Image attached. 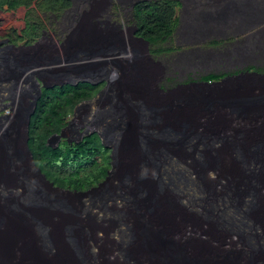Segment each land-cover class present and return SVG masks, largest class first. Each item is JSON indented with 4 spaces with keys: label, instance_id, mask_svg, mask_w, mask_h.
Here are the masks:
<instances>
[{
    "label": "rangeland",
    "instance_id": "374dc122",
    "mask_svg": "<svg viewBox=\"0 0 264 264\" xmlns=\"http://www.w3.org/2000/svg\"><path fill=\"white\" fill-rule=\"evenodd\" d=\"M71 1V7L63 11L57 18L41 15L45 29L40 39L34 44L26 46L22 44L14 45L6 37L10 28L20 31L24 27L26 9L19 7L13 11L0 10V55L1 58L8 59L7 62L9 63V66L3 69L0 67V75L3 74V77H7L2 81V76H0V82H3L8 89L13 88L14 93L18 92V88L13 86L15 83L13 76L16 75V63L18 62L22 64L25 62L33 63L32 65H35L41 71H46L48 76H45L44 80L50 87H43L45 89H53L54 86H58V90L67 89L68 85H76L75 83L80 79H87L98 85L110 80L114 92L112 96L104 95L105 98L103 97L101 102L93 104L91 107L87 104L80 105L84 101L78 104L75 110L73 109L75 115L72 121L66 127L63 126L64 130L63 127L60 128L61 131L63 130L60 131L61 133L58 132L60 134H56L57 132L52 133L46 139V142H50L49 145L55 148L58 144L80 143L88 139L96 141V134L98 135V133L94 131L96 129L100 130L103 125L112 124L116 120L120 125H123L121 143L116 151L117 154H114V159H112V151L108 153L112 159L110 163L111 165L113 163L114 167L109 171L107 178L97 186V189H90L86 194H80L55 188L43 179L30 161L25 138L28 118L34 106L32 96L36 95V91L29 84L18 80L23 82L21 84L26 86L28 91V95L21 94L16 98L21 100L19 106L13 105L9 99L0 102V108L4 104L1 111L5 110V105L9 106V111L11 110L10 114L0 113V116L9 115L10 119H13L8 127H3V130L0 129V264H57L48 260L49 255L52 256L51 252L55 250L53 246L49 245H51L55 232L63 230L64 225L54 223L52 225L49 222L44 225L46 217H49L50 214L42 212L45 218L40 217L41 220H37V218L29 215L30 212L28 213L29 208L33 206L36 211L37 209L48 210V212L50 210L51 213L52 209L65 212H72L76 209L75 211L78 214L81 210H89L88 214H91L90 221H93L92 223L96 222L97 225H103L108 230L112 227L117 229L118 224L123 227L126 222L124 217L125 205L136 206L135 203L141 201L139 200L141 195L139 192L128 194L126 191H121L125 200L119 201V204L115 207L110 205L115 195L120 194L119 189L130 184L131 175L128 174L130 168L127 165L122 166L120 164L121 156L125 159L131 158L132 155L136 157L138 152L130 144H135L147 155L152 152L151 149L160 145L159 139L153 137V132L159 133L162 129H171V131L176 132L173 127L165 122L154 125L152 122L153 114L163 118V115L172 112V117L170 116L169 119L174 123V115L178 111L177 109H180L179 107L186 109L188 103H194L195 106H198L199 111L201 110L205 114H209L208 110L217 107L216 110H220L222 115L229 119L231 116H236V114L241 116L239 111L233 110V102L245 98V95H240V92L250 90V96H252L257 94L254 92H258V89L264 90V79L258 74H254L261 73L264 75V36L260 38L261 47L238 49V51L234 50L233 46H241L242 43L237 42L235 39H240L246 34L236 35V38L233 37L232 40H222L223 42L221 41L213 50V47L202 45L203 50L201 51L204 53L191 49L192 47L181 45L176 34L165 42L150 44L135 39L132 4L138 0ZM105 2H108L105 6L107 11L102 18L93 16L92 14L98 12V8L103 7ZM261 6V8H264V5ZM261 26L264 27V24ZM8 46L9 48H6ZM28 46L34 47L31 49L26 48ZM170 47L173 50L159 54L155 52L156 49ZM213 51L216 53L220 51L221 54L213 55L211 54ZM13 62L15 66L12 65ZM79 69L81 71H79L80 75L78 74V76L74 72ZM102 69L107 70V72H102ZM93 71L97 72V75ZM208 73H226L227 75L221 80L215 81H222L221 84L199 79ZM54 75L59 76L53 77ZM73 75L77 77H73ZM39 82L43 84L40 79ZM56 91L57 89L52 90V92ZM8 93L9 91H6V94ZM16 95L18 94L16 93ZM7 100L9 103H7ZM79 105L80 107H78ZM140 106L145 107L149 114L146 123L142 116L146 111L145 109L141 110ZM94 110L96 112H92ZM92 114L95 116L92 117ZM258 116L259 114L255 113L249 118L253 120ZM213 117L211 121L213 125L210 124L209 128L208 121H205L203 126L197 127L194 135H200V139H197L194 144L190 141L193 135L183 133L181 135L177 132V134L173 133L176 139L165 138L170 141L184 142L195 150L194 160L189 158L187 161L192 164L196 160V164L194 162L193 166L197 170H199L198 165L204 166L207 163L205 156L199 154L198 151L204 139L210 141L211 137L215 136L237 137L240 132H244L241 127L235 128L233 126V129L230 128L231 133L228 134L227 131L224 133L222 131V128H224L223 121L218 122V118ZM10 119L7 118L5 121ZM190 121L187 122L190 123ZM241 121L246 126L251 125V121H246L245 118ZM13 122L18 126H14ZM185 122H181L179 125L183 124L184 126L187 124ZM232 123L236 122L233 121ZM54 134L57 136L63 134L66 138L60 140L59 137L53 136ZM99 138L101 139L100 136ZM257 146L264 149V141L259 142ZM129 149L130 152L128 153ZM218 151H221L220 147ZM220 159L221 163H226V166L219 167L220 170L232 168V163L237 162L234 157H225L222 153ZM224 163L223 165H225ZM227 165L230 166L227 167ZM213 178L212 176L210 179ZM199 181L205 186L207 185L206 187L214 185L210 180L205 181L200 178ZM14 186H17L18 190H12ZM203 195L204 193L199 198L203 199ZM189 198L184 201L186 205L188 204L191 208L197 209L198 204L196 202L198 200ZM99 208L110 210L107 214H104L98 211ZM64 216L62 215L61 222L66 219ZM72 218L68 219L78 221L77 218ZM175 220L180 222L178 216ZM199 220L203 224L202 219L198 218L195 221L199 222ZM84 223L82 222V225L76 229L78 233L75 235L76 240L73 242L65 233L66 229L63 231V243H65L66 249L71 250L70 252H73V254L76 252L77 246L86 248L84 245L89 237L86 238L85 229L87 227H83ZM190 228L192 227L190 226ZM29 229L31 232H29ZM50 230H53L51 239L48 232ZM239 231L248 238H251L252 234L255 233L250 230L249 232ZM98 234L97 239H105L101 247L107 241L110 242L112 238H109L110 236L109 239L106 238L107 235L102 232ZM113 238L117 240V238ZM202 238L208 240L206 236H202ZM164 243L168 244L166 240ZM29 244L34 247H29ZM171 247H175V245ZM26 248L35 249L27 253L25 252ZM149 248L151 250L152 247ZM237 248V245L225 246L219 253L225 256L223 260H227L234 255L233 253ZM96 250V252L100 251L97 248ZM239 254L242 253L238 251ZM244 254V260L247 264L248 256L246 253ZM54 255L56 256V254ZM86 258L88 257H79L77 254L76 260L84 264L87 261Z\"/></svg>",
    "mask_w": 264,
    "mask_h": 264
},
{
    "label": "bare ground",
    "instance_id": "6f19581e",
    "mask_svg": "<svg viewBox=\"0 0 264 264\" xmlns=\"http://www.w3.org/2000/svg\"><path fill=\"white\" fill-rule=\"evenodd\" d=\"M220 82L222 81L215 82V84H221ZM240 93V95H248L251 94V91H242ZM261 98H264V92L259 96L255 94L254 96H251L250 99H239L234 101L233 110L237 112L239 111L241 116H237L236 114L237 117L231 116V118H229L230 120L228 117H224L220 110L217 111V107L212 110H208L210 112L209 113L207 111L209 114H205L201 110L199 111L198 106H195L194 103L187 104V107L191 109L186 108V111L184 112L186 115L183 122L186 121V125H188L191 129L189 130L186 128L185 132L184 129L182 132L186 135H193L190 140L193 144L196 143L197 139H200V135L195 136L194 134H196L195 130L197 127L203 126V124L200 123L202 121L200 118L202 117L205 118V121H208V128L210 124L213 125V122H211V116H215L218 118V122L221 120L223 121L224 128H220H222L224 133L227 129H229V127H233V121L240 126L242 125L243 127L241 126V128L244 131L240 132L237 137L233 136L228 138L215 136L211 137L212 139L210 141L204 139L198 151L199 154H203V156H205L207 163L204 166L198 165L199 170L193 166L194 162V164H196V160L192 164L187 161L189 158L194 160L195 150L190 148L188 144L184 142L181 143L179 147V142L171 141L173 145L172 148H170V154L168 157L164 156L163 158V163H167L168 165L164 164L165 166L162 167L153 165L150 162L158 155H162L158 146H155L154 149H151L152 152L146 155L143 153L142 149L138 148L135 144H130L131 147L138 152V154L136 157H133L134 155H132L129 159H125L121 156L120 164L122 166H129L131 172L129 171L128 174H130L131 177L139 174L142 169L147 172V176H144L139 180L133 179L136 182H133L130 179L129 185L119 189L120 192L126 191L128 194L139 192L141 195V198L139 199L141 201H139V203H135L136 206L125 205V220L128 221L129 219V208L140 209L141 207H148L150 209V207H154L152 209H160V211H163L164 213L162 215L161 213L156 214L154 211L149 212L151 218L155 217L156 219L157 216H162L159 218V226L158 223L150 220L146 226L141 228L143 232H141V234L137 237L135 236L136 238H132L128 233L117 234V229L112 226V228L108 230L101 225V230H96L94 223H92L93 221H90L91 219L80 220L77 218L78 221H71L73 219L71 217L72 219L66 218V220L64 218V222H61V218L48 215L49 217H46L45 223L42 219L44 225L47 222L52 225L53 223L57 225H64V229L60 232H55L52 237L51 245L49 246H53L56 251L54 250L51 252L52 256L49 255L48 260L50 262H56L57 264H83L76 260L78 254L79 257H88L85 259L87 261L79 259L80 261H85L84 264H139V260L142 256L141 254L144 253L146 256L145 264H246L244 260V253L247 254L246 247L243 244L235 243L234 240L232 242L229 241L231 238L235 239L237 235L240 234L239 230L245 228L247 231L250 230L258 234V239H256L257 242H254L255 249L251 254V264H264V211L258 207L251 208L250 204L253 205L258 197L248 194L249 191L246 184L238 183L233 185L232 182V176L240 169V165L242 164V167H245L246 165V159L247 156H249L248 148L253 146L258 148L257 144L264 141V106L261 105V102L264 100H261ZM14 103L15 102L12 101V104ZM140 109H145L146 112H144L142 116L144 122H148L146 120L149 115L147 109L145 107H140ZM201 113H203L202 116ZM255 113H258L259 116L250 120L251 118L249 117ZM154 115L155 114L152 115V122L154 125H160L161 122L159 121L168 116V114H165L162 118L158 115ZM244 118L246 121H251V125L246 126L245 123L241 121V119L243 120ZM12 121L13 119L8 122L7 127ZM187 121H190V123ZM246 123L249 124L248 122ZM14 126L17 127L18 125L14 124ZM175 130L176 132L173 130L172 133L177 134V132H180L181 134L180 130ZM163 131L164 129L160 132ZM172 136H174V134H172ZM253 137L257 138L256 142H251V138ZM170 139H175V137H171ZM174 145H176V147H174ZM187 147H189L190 153L187 155L181 154V156H179L180 151ZM219 147L221 148V151H218ZM129 152L130 149L128 150V153ZM221 153L225 157L232 156L239 161L235 162L233 160L234 163H232V168L220 170V166H226V163H221ZM262 153L264 160V149H262ZM172 154L176 156H173ZM169 160L173 161L169 163ZM223 163L225 165H223ZM229 166L227 165V167ZM212 176L214 178L210 179ZM200 178L205 181L210 180L214 185L206 187L207 185L205 186L199 181ZM4 187L7 188L5 185ZM13 189L18 190V187L14 186L12 187V190ZM241 189L243 191H241L242 193L240 192V197L236 196L231 200L232 197L230 196V192H232V195L237 194ZM202 193H204L203 199L199 198ZM188 197H190L189 199L198 200V202H196V204H198V206H196L197 209L191 208L188 204L184 205L183 201L188 200ZM259 198H264V196ZM112 200V203L115 202V205H118L119 201H123V196H117L116 200L115 198ZM166 207L167 209H164ZM34 208V206L29 208V215L37 218V220H41L40 217L45 218L44 213H42L43 210L37 209L36 211ZM241 213V222L239 224V215ZM105 214H107V210L105 211ZM176 216H178L180 222H176ZM235 216L237 218L236 220L231 223L226 222L229 218H233ZM198 218L204 221L203 224H201L200 220L199 222L195 221ZM82 222H85L83 227H87V229H85L86 238H89L88 240L86 239V243L84 241V246H86V248L83 246H77L76 252L73 254V252H70L71 250L69 251L66 249L65 243H63V231L66 229L65 233L73 242L76 240L75 235L78 233L76 229L82 225ZM224 223L228 224L230 228L229 226H226V228L219 227V225ZM40 225H42V223ZM232 225L235 227L234 230L231 228ZM190 226L192 228H190ZM162 228L163 233H161ZM30 229L29 232H31ZM99 232H102L104 235L106 234V238L109 236V238L112 237L110 242L107 241L106 244L104 243L105 245L103 247L101 246L105 239H97ZM148 233L150 238L160 237L164 234L173 239V241L167 242L168 244H165L164 242H154L147 245L144 248V251L143 248L132 251V248L136 245V243L141 241L143 238L145 239ZM202 236H206L208 240H204ZM113 237L117 238V240ZM119 240H122L124 245H128L124 246V249L126 248V254H128L127 256H122V252L119 250V246L121 245ZM133 240H135V242ZM172 245H175V247H171ZM234 245L238 246L237 250L233 253L234 255L230 256L227 260H223L225 256H222L219 252L225 246L230 247ZM110 246L111 248H109ZM149 247H152L151 250ZM96 248L100 249V251L96 252ZM33 249L35 248H26L25 252L29 253L33 251ZM238 251L242 254L238 255ZM54 254H56V256ZM72 255L73 257H71ZM94 261H96V263H94Z\"/></svg>",
    "mask_w": 264,
    "mask_h": 264
},
{
    "label": "trees",
    "instance_id": "16d2710c",
    "mask_svg": "<svg viewBox=\"0 0 264 264\" xmlns=\"http://www.w3.org/2000/svg\"><path fill=\"white\" fill-rule=\"evenodd\" d=\"M71 5V0H0L1 11H13L15 9H18L19 7H24L26 9L24 15V27L20 31H17L15 28H10L9 32L6 35L8 41L10 43H13L14 45L22 44L26 46L29 44H34L37 39L40 38L45 29V25L43 23L41 15H49L57 18L63 11L69 9ZM178 6L179 3L177 0H138L134 2L132 4V13L135 25L137 26V30H135V39L146 41L150 44H159L165 42L167 39H170L174 33L178 21ZM33 47L34 46H28L26 48L31 49ZM6 48H9V46ZM170 50H173V48H159L156 49L155 52L159 54L164 51ZM7 61L8 59H4V57L1 58L0 55V67L2 69L6 66H9V63ZM32 64L33 63L28 62H25L24 64L20 62L16 63V75L13 76V80H15V83L13 84V86L14 88H18V92H16L18 95L14 93L13 88L8 89L5 84H3V82H0V101L9 99L10 101H14L15 103L13 105L16 106H19V103L21 102V100L16 99L19 95H28L27 87L22 85L21 83L24 82L29 84L31 88L36 91V95L32 96L34 106L28 118L25 138V145L29 152L32 165L39 172V174L42 175L43 179L51 183L53 186H55V188H60L75 193L78 192L80 194H86L90 189H97V186L107 178L109 171L114 167L113 163L111 165L110 160L114 159V154H117L116 151L120 146V139L122 138L123 134V125H120L116 120H114L112 124H105L103 125V127H101L100 130L96 129L94 132H97L101 137L100 139L96 134V141H91L90 139H88L80 143H64L63 145L58 144L55 148H53V146L49 145L50 139L48 140L49 143L46 142V139L52 133L57 132L56 134H60L64 130V127H66L72 121L75 115L73 109L75 110V107L81 102L84 101L80 105L87 104L91 107L93 104L101 102L104 95L112 96L114 92L111 87V82H109L110 80H107L106 82L98 85L93 81L80 79V81L75 83L76 85H68L67 89L58 90V86H54L53 89H45L43 87H50L44 80L45 76H48V74L46 73V71H41ZM12 65L15 66L14 62ZM79 71H81V69L75 70L74 73L80 75ZM105 71L107 72V70L102 69V72L105 73ZM94 73L96 74L97 72ZM254 74H258L261 78L264 79L263 74ZM225 75L227 74L208 73L201 76L199 79L214 83L217 80H221L223 77H225ZM0 76H2V81L4 79H7L6 76L3 77V74H1ZM56 76L59 75H54L53 77ZM73 77L77 76L73 75ZM39 79L42 80L43 84L39 82ZM18 80H22L23 82H19ZM69 82L73 83L72 81ZM56 89V92H52V90ZM6 91H9V93L6 94ZM263 92L264 90L258 89V92L254 93H257L256 95L259 96ZM250 97V94H248L245 95V98L243 99H250ZM261 100H264V98H261ZM80 105L78 107H80ZM261 105L264 106V101L261 102ZM8 107V105H5V110L8 109ZM179 108L180 109H177L178 111L174 115V123L169 119L170 116L172 117V112L169 113L168 116L160 122L168 123L174 129L180 130L182 135L183 129L185 132L186 128H191L188 125H184L185 127L183 126V124L179 125V123L183 122V119L186 115L184 114L186 109H184V107ZM92 112L96 111L94 110ZM93 116L95 115L92 114V117ZM7 118L10 119L11 117H9L8 115H4L2 117L0 116V129L2 128L1 130H3L11 120L10 119L8 121H5ZM200 120H202L200 122L202 124L205 122V118L203 117L200 118ZM232 125L235 128L242 126H238L237 123H232ZM62 127L63 130L61 131L60 128ZM230 128L233 127L231 126L229 127V129H227L228 134L231 133ZM172 132L173 130L171 131V129H164L163 132L152 133L153 137L159 139L158 141L160 142V145L158 147L162 155H158L157 157L153 158V160L150 161L151 164L160 167L165 166L164 164H167L163 163V158L164 156H169L170 148H172L173 144L170 140H166L165 138L175 137L172 136ZM53 136L57 135L54 134ZM57 137H59L60 140L62 138H66L65 136H63V134ZM256 140V137L251 138V142H256ZM179 143L180 147L181 143L183 142ZM103 145L107 148H105ZM174 147H176V145H174ZM189 151L190 149L189 147H187L184 150L180 151L179 156H181V154L187 155L190 153ZM110 152L112 154V159L108 155V153ZM248 152L249 156H247L245 167H242V164H239L240 169L233 174L232 182L233 185L238 183L246 184L249 191L248 194L258 197L253 205L250 204L251 208L258 207L264 211V198H259L261 196H264V160L262 156V149L253 146L251 148H248ZM172 155L176 156L174 154ZM104 157L106 158L103 159ZM171 161L173 160H169V163ZM237 161L239 160L237 159ZM146 174L147 172L142 169V171H140V173L136 176H130V179L131 181L136 182L135 180H133V178L139 180L144 176H147ZM242 189L237 194L232 195V192H230V196L232 197L231 200L236 196L240 197V192L243 191ZM121 193L122 192L115 195V200L117 196H123ZM124 200L125 198L123 197V201ZM112 201L110 205L115 207L116 203H112ZM184 201L183 203L184 205H186ZM152 208H129V219L126 222L124 221L125 223L123 224V227L121 226V224L118 226L117 234L128 233L132 238H136L141 234V232H143L141 228L146 226V224L149 223L150 220L155 221L159 226V218H161L162 216H157L156 219L155 217L151 218L149 212L154 211L156 214L161 213L162 215L164 213L163 211H160V209L155 210ZM164 209H167V207ZM75 210H72V212H65L52 209V213L50 210L49 212L48 210H44L43 212L59 218H61L62 215H65V218L74 217L80 220L91 219V214H88L89 210H81L79 214ZM106 210L107 212L109 211V209L101 208H99L98 211H101L105 214ZM241 215L242 213L239 215V224L241 222ZM236 219L237 218L235 216L233 218H229L226 222L231 223ZM94 225L96 230H101V225H97L96 222H94ZM226 226L227 225L225 223L219 225L220 228H226ZM231 228L234 230L235 227L232 225ZM242 231L247 230L245 228H242ZM48 232L51 239L53 232L51 230ZM104 232L108 234L106 231ZM161 233H163V228ZM162 235L163 236L160 237L150 238L148 233L145 239L143 238L141 240L140 238L141 241L137 242L133 248L131 247L132 251L139 250L141 248H143L144 251V248L147 245H150L154 242H164L165 240L167 242L173 241V239L167 237V235ZM256 239H258L257 233H253L251 238H248L240 232V234L237 235L235 239L231 238L229 241L232 242L234 240L235 243L243 244L246 247L248 256L247 264H251V254L255 249L254 242L256 241ZM133 241L135 242V240ZM119 243L121 244L119 246V250H121L122 256H127L128 254H126V248L124 249V246L128 245H124V242L122 240H119ZM29 246L34 247L31 244H29ZM141 255L142 256L139 260V264H145L146 256L144 253H142Z\"/></svg>",
    "mask_w": 264,
    "mask_h": 264
},
{
    "label": "crops",
    "instance_id": "0c3cea01",
    "mask_svg": "<svg viewBox=\"0 0 264 264\" xmlns=\"http://www.w3.org/2000/svg\"><path fill=\"white\" fill-rule=\"evenodd\" d=\"M177 1L179 17L172 36L178 35L177 40L181 45L203 52L202 45L213 47V50L222 40H232L236 35L246 34L235 39L242 45H234V50L262 46L260 38L264 36V27L261 26L264 24V8L261 5H264V0ZM211 54L221 53L213 51Z\"/></svg>",
    "mask_w": 264,
    "mask_h": 264
},
{
    "label": "flooded vegetation",
    "instance_id": "af4514ba",
    "mask_svg": "<svg viewBox=\"0 0 264 264\" xmlns=\"http://www.w3.org/2000/svg\"><path fill=\"white\" fill-rule=\"evenodd\" d=\"M107 4H108V2H105V3L103 4V7L98 8L99 11L96 12V13H94V14H92V15H93V16H97V17H99V18H102L103 14L107 11V9H106V7H105Z\"/></svg>",
    "mask_w": 264,
    "mask_h": 264
},
{
    "label": "clouds",
    "instance_id": "9594fccd",
    "mask_svg": "<svg viewBox=\"0 0 264 264\" xmlns=\"http://www.w3.org/2000/svg\"><path fill=\"white\" fill-rule=\"evenodd\" d=\"M40 37H41V36H40ZM38 39H40V38H38ZM38 39H37V40H38ZM4 100H5V99H4ZM0 102H3V100L0 101ZM7 103H9L8 100H7ZM5 104H6V103H5ZM3 105H4V104H3ZM3 105H2V106H3ZM2 106H1V108H2ZM1 108H0V113H2V114H3V113L10 114L9 112H10L11 110L9 111V109H7V110H4V111H1Z\"/></svg>",
    "mask_w": 264,
    "mask_h": 264
},
{
    "label": "water",
    "instance_id": "95a60500",
    "mask_svg": "<svg viewBox=\"0 0 264 264\" xmlns=\"http://www.w3.org/2000/svg\"><path fill=\"white\" fill-rule=\"evenodd\" d=\"M134 30H137V26H136V25L134 26ZM263 73H264V72H263Z\"/></svg>",
    "mask_w": 264,
    "mask_h": 264
}]
</instances>
